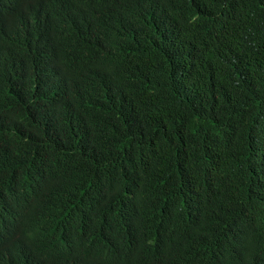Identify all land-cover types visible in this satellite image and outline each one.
<instances>
[{"label":"trees","instance_id":"16d2710c","mask_svg":"<svg viewBox=\"0 0 264 264\" xmlns=\"http://www.w3.org/2000/svg\"><path fill=\"white\" fill-rule=\"evenodd\" d=\"M143 1L157 15L192 9L206 57L215 66L220 58L233 59L228 81L202 104L210 128L185 138L189 148L181 150L174 173L153 174L164 169V160L145 173L146 185L155 183L151 199L131 215L105 205L89 178L69 192L54 170L59 156L44 112L12 120L0 110V215L14 205L31 236L25 260L0 251V264H95L107 237L114 247L128 246V255L115 249V264H129L143 250L151 264H264V0ZM106 5L116 18L119 0ZM40 70L29 48L15 47L0 65V88L19 78L31 82ZM16 137L22 145L13 153ZM130 141L119 140L115 149ZM131 262L149 258L140 254Z\"/></svg>","mask_w":264,"mask_h":264},{"label":"clouds","instance_id":"9594fccd","mask_svg":"<svg viewBox=\"0 0 264 264\" xmlns=\"http://www.w3.org/2000/svg\"><path fill=\"white\" fill-rule=\"evenodd\" d=\"M106 2L0 0V65L22 46L41 68L31 82L19 78L0 88V110L12 120L44 112L59 156L54 170L69 192L89 178L105 205L132 215L151 199L155 183L146 185L145 173L159 160L164 169L153 173L158 179L174 173L181 150L189 148L185 138L210 128L202 104L228 81L233 59L220 58L215 66L206 57L192 9L157 15L143 0H119L115 18ZM55 88L61 93L56 101L47 95ZM124 138L131 141L115 149ZM21 145L16 137L13 153ZM121 157L133 162L127 165ZM112 238L95 253V264H115L116 248L127 254L128 246L114 247ZM30 239L21 223L12 226L0 215L1 252L23 261ZM140 254L151 264L144 250L134 256ZM134 256L129 264H136Z\"/></svg>","mask_w":264,"mask_h":264},{"label":"bare ground","instance_id":"6f19581e","mask_svg":"<svg viewBox=\"0 0 264 264\" xmlns=\"http://www.w3.org/2000/svg\"><path fill=\"white\" fill-rule=\"evenodd\" d=\"M47 95L50 100L56 101L60 99L61 93L58 89L55 88L51 90ZM120 207L124 209L123 205H121ZM6 212L7 216L5 218L8 220V223L12 226H17L20 223V217L16 207L14 205H7L6 207H4L1 211L2 217Z\"/></svg>","mask_w":264,"mask_h":264}]
</instances>
